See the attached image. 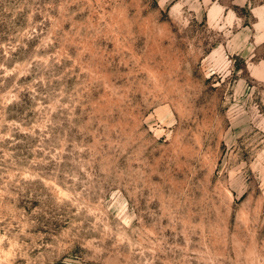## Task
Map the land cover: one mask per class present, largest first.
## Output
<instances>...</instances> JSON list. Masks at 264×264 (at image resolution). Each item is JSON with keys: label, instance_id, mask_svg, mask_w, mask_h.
<instances>
[{"label": "rangeland", "instance_id": "rangeland-1", "mask_svg": "<svg viewBox=\"0 0 264 264\" xmlns=\"http://www.w3.org/2000/svg\"><path fill=\"white\" fill-rule=\"evenodd\" d=\"M259 1L0 0V264H264Z\"/></svg>", "mask_w": 264, "mask_h": 264}, {"label": "crops", "instance_id": "crops-1", "mask_svg": "<svg viewBox=\"0 0 264 264\" xmlns=\"http://www.w3.org/2000/svg\"><path fill=\"white\" fill-rule=\"evenodd\" d=\"M211 13V11H208V15ZM257 19L261 20L264 16L263 13H260L259 15H256ZM250 74L258 79H264V59L257 60L256 62L252 63L248 66Z\"/></svg>", "mask_w": 264, "mask_h": 264}, {"label": "trees", "instance_id": "trees-1", "mask_svg": "<svg viewBox=\"0 0 264 264\" xmlns=\"http://www.w3.org/2000/svg\"><path fill=\"white\" fill-rule=\"evenodd\" d=\"M257 1V0H256ZM260 3L264 2V0H260ZM234 8H238V9H244V7H239L238 5H233ZM264 57V56H263Z\"/></svg>", "mask_w": 264, "mask_h": 264}]
</instances>
